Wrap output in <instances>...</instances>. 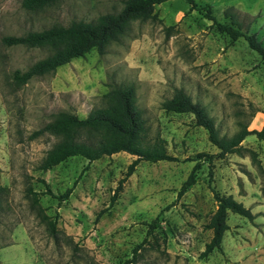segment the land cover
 Returning a JSON list of instances; mask_svg holds the SVG:
<instances>
[{
	"label": "rangeland",
	"instance_id": "1",
	"mask_svg": "<svg viewBox=\"0 0 264 264\" xmlns=\"http://www.w3.org/2000/svg\"><path fill=\"white\" fill-rule=\"evenodd\" d=\"M125 0H62L30 12L21 0H0V263L1 264H264V138L246 136L241 144L257 152L260 167L247 150L201 162L196 183L178 196L198 153L214 152L207 131L190 113L164 112L160 105L182 87L216 122L220 135L239 127L264 125V61L240 36L230 43L205 14L223 23L234 15L245 32L255 33L264 49V0H166L155 6L158 19L135 20L104 54L92 50L33 77L24 85L11 73L25 71L50 53L47 48L7 46L1 38L24 35L51 24L67 25L116 12ZM171 26L169 35L167 27ZM136 87V104L147 118L149 137L160 134L174 161L141 159L118 197L110 198L135 156L113 153L88 162L76 155L55 167L38 168L57 138L32 133L59 111L87 117L103 107L114 85ZM54 195L73 187L58 203L39 195L49 221L27 194ZM213 189L231 194L255 215L229 212L220 250L201 258L211 230L204 228L217 207ZM159 218L152 230L149 224ZM156 235L157 240H155ZM146 238V239H145Z\"/></svg>",
	"mask_w": 264,
	"mask_h": 264
},
{
	"label": "trees",
	"instance_id": "2",
	"mask_svg": "<svg viewBox=\"0 0 264 264\" xmlns=\"http://www.w3.org/2000/svg\"><path fill=\"white\" fill-rule=\"evenodd\" d=\"M61 1L21 0V6L27 11L37 12L48 6L57 5ZM164 1L166 0H125L120 10L101 14L95 21L79 19L67 25L56 23L43 27L41 30H29L24 35L10 34L3 36L1 41L7 46L20 44L30 48L37 47L50 50L47 56L34 62L25 71H21L19 68L14 69L11 73L13 82L24 85L33 77L54 72L58 67L70 62L77 56L86 55L92 50L104 54L111 42L121 40L129 24L133 21L148 18L158 19L155 6ZM186 1L191 5V8H196L194 0ZM197 9L205 10L206 16L213 19L217 29L229 37L230 43L243 36L249 47L258 51L264 61V49L261 47V41L255 33L245 32L234 15L229 14L231 22L223 23L211 14L210 6L207 5L203 9ZM171 28V26L167 27V35H169ZM135 90L136 87L133 84L114 85L103 95L106 104L103 107L93 109L85 118L69 111L57 112L52 120L45 122L41 128L32 133V137H35L47 132L57 138V141L43 157L38 168L46 170L55 167L76 155H81L88 162H91L115 152H127L135 158L128 165L125 177L120 180L118 187L114 188L110 198V201L113 202L117 199L121 188H123L126 178L134 172L141 159L150 162L174 161L177 159L176 155L169 152L167 141L160 134L149 137L146 124L147 118L143 114V110L136 104ZM160 107L164 112H182L194 115L195 125L203 127L207 131L210 143L218 150L217 153L201 152L194 159H191L195 161V164L182 188L179 189L178 196L196 183L195 173L201 168V162L203 161L211 166L209 174L212 175L213 160L223 159L228 154H240L247 150L251 153L253 161L260 167L257 152L243 146L241 142L248 135H256L259 139H263L264 125L260 130H249L246 124H243L231 136L220 135L215 119L206 113L204 107L194 102L182 87L175 88L172 96L163 100ZM39 180L47 185L45 190L40 193L28 186L27 194L31 197L33 204L44 213V217L49 221L51 231L54 232L56 230L55 222L40 206L39 195L48 193L50 196L55 197L58 203H61L68 198L76 182L72 187L66 188L63 193L54 195L47 181L45 179ZM213 194L217 207L208 222L204 224V228L210 229L212 233L205 244V250L200 255L201 258H205L211 252L213 253L215 250L222 248L223 235L229 228L227 224L229 212L243 214L251 220L255 218L250 209L246 208L241 201L235 200L232 195L221 193L216 189H213ZM159 221L160 219L156 218L149 224L151 232L158 226ZM154 238L157 240L156 235H154ZM142 246L139 244L136 247L130 261L132 264H136L138 254H140L139 248Z\"/></svg>",
	"mask_w": 264,
	"mask_h": 264
},
{
	"label": "crops",
	"instance_id": "3",
	"mask_svg": "<svg viewBox=\"0 0 264 264\" xmlns=\"http://www.w3.org/2000/svg\"><path fill=\"white\" fill-rule=\"evenodd\" d=\"M226 194V193H225ZM231 195V194H230ZM234 198V197H233Z\"/></svg>",
	"mask_w": 264,
	"mask_h": 264
}]
</instances>
